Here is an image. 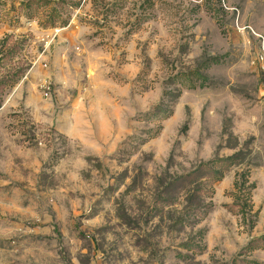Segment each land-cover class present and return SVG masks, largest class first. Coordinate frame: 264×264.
<instances>
[{"label": "rangeland", "instance_id": "1", "mask_svg": "<svg viewBox=\"0 0 264 264\" xmlns=\"http://www.w3.org/2000/svg\"><path fill=\"white\" fill-rule=\"evenodd\" d=\"M263 48L264 0H0V264H264Z\"/></svg>", "mask_w": 264, "mask_h": 264}, {"label": "trees", "instance_id": "2", "mask_svg": "<svg viewBox=\"0 0 264 264\" xmlns=\"http://www.w3.org/2000/svg\"><path fill=\"white\" fill-rule=\"evenodd\" d=\"M209 61L217 62L216 57H211ZM240 163V160L237 154L229 155L226 157L211 159L206 162L199 163L193 170L181 174L177 176L173 182V185H179L181 187L192 186V188L188 189L190 192V196L201 195L203 193V188L200 189L196 186V182L200 179H204V186L208 185L212 187V185L220 181L223 177L227 169L233 165ZM246 173L248 172H240L237 174L235 182L233 184V191L231 192V196L234 199V205L238 207V211L242 213V215H246L247 210H251L250 206H248L249 193L250 190L253 189L254 184L248 183V177H246ZM192 194V195H191ZM173 204V200H168V205ZM194 247H199L198 245H194Z\"/></svg>", "mask_w": 264, "mask_h": 264}, {"label": "built area", "instance_id": "3", "mask_svg": "<svg viewBox=\"0 0 264 264\" xmlns=\"http://www.w3.org/2000/svg\"><path fill=\"white\" fill-rule=\"evenodd\" d=\"M258 59H259V61H263L264 60V48H263V50L260 51Z\"/></svg>", "mask_w": 264, "mask_h": 264}]
</instances>
